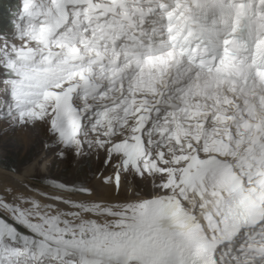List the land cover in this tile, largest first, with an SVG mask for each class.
I'll return each mask as SVG.
<instances>
[{
	"label": "snow or ice",
	"instance_id": "1",
	"mask_svg": "<svg viewBox=\"0 0 264 264\" xmlns=\"http://www.w3.org/2000/svg\"><path fill=\"white\" fill-rule=\"evenodd\" d=\"M254 2L253 20V0L248 4L242 0H227L226 4L224 0H157L156 8L140 13L142 18L158 16L150 22L149 35L135 16L128 14V0H117L112 11L100 6L98 0H9L8 19L0 22V124L7 119L16 133L43 122L55 143L45 141L20 155L15 135L0 136V152L15 150V154L0 159H19L20 167L35 176L37 185L22 184L28 192L90 212L92 205L101 206L103 198L76 200L59 195L79 192L92 197L94 189L53 176L46 171L51 167L46 157L52 153L62 158L81 143L85 131L99 129L110 139L106 145L96 141L107 148V167L96 177V187L119 192L123 178L131 171L136 180L143 181L144 193L124 203L148 212L131 224L98 225L90 231L83 224L73 229L66 220L64 227H59V213L50 217L40 214L35 211V199L0 196V264H264V182H258L264 163L249 165L243 174L236 175L239 164L233 167V161L240 156L238 150L233 157L219 155L206 151L201 137H194L191 150L185 145L170 157L163 151H149L135 164L121 159L120 165L113 167L112 159L120 155L114 150L116 145L131 143L136 135L125 117L117 115L128 103L127 94L124 99L114 97L108 106L99 102L90 105L85 100L87 95H98V100L107 97L108 89L103 85L95 88L85 77L88 68L110 54L115 59L107 67L100 65L99 71L113 72L119 66L129 77L143 66L145 57L172 60V83H165V88L172 92L171 99L179 101L186 82L198 71L197 61L205 62L208 46L229 24L225 9L235 10L222 41L225 51L240 42L238 33L244 19H249L250 38L254 23L264 27V0ZM117 7L124 11L116 12ZM197 10L201 20L205 12H215L216 17L206 26L195 19ZM217 20L219 29L214 27ZM153 36L161 37L158 43L153 42ZM243 44L247 48V42ZM84 56L88 59L81 61ZM241 59L249 81L257 73L264 75V62H257L250 50ZM158 103L163 104V99ZM180 106L179 102L169 104L165 117ZM152 119L148 135L160 128L155 116ZM232 123L235 125V119ZM143 140L142 136L141 143ZM248 155L255 158V146ZM225 167L235 176V187L223 184ZM11 170L20 168L13 165ZM40 185L54 188L57 194L42 190ZM3 191L11 193L12 189ZM25 203L31 207H23ZM33 214L39 220L32 219Z\"/></svg>",
	"mask_w": 264,
	"mask_h": 264
},
{
	"label": "bare ground",
	"instance_id": "2",
	"mask_svg": "<svg viewBox=\"0 0 264 264\" xmlns=\"http://www.w3.org/2000/svg\"><path fill=\"white\" fill-rule=\"evenodd\" d=\"M142 2L144 4H148L149 7L154 6V3H155L154 1L146 2L144 0H142ZM133 4L134 3L129 2L127 5L131 6ZM143 13H148V10H144ZM134 14L136 15L137 13L134 12ZM109 61H110L109 59H105V61H103L102 63H105L107 67ZM99 69L100 67L97 66L95 68L88 70V75L92 74L93 76H96L97 86H100L101 84L99 85V83L103 82L104 83L103 86L108 87V85H110L108 81L114 80L115 79L114 74L116 73L121 74L120 79H122L123 77H127V78L129 77L127 76L126 72L119 70V66H117L116 69H113V72H102V71H99ZM171 73H172V67L169 68L167 72L164 74H159L157 72L153 76H148L145 73H141V74L137 73L135 75L136 78H134L133 80L131 79L129 82H126L127 84H124V85H121L122 81H120V84L118 86V95L123 96L126 93L127 101H129L130 104H132L133 102L138 103L137 107L133 109V114L135 115V116L133 115L135 119L133 123L135 124L134 127L136 130V133L140 130V128L142 127V124H144L143 127L145 128V126L148 124V121L149 122L151 121V118L153 117L156 111V107L158 106L156 102H158L159 99H163L165 103L169 101L170 104H177L179 102L181 106L174 114L170 115L171 120L173 121L174 124H176L178 123V119H179V123L181 124L180 126L183 127V129L178 128L179 131L180 130L183 131L185 133L184 135H186V138L188 140L194 141V137H201V144L203 145V147H207L206 151L211 152L212 149L216 148L217 139L222 134L221 125H216L214 120L209 119L207 116L210 111L209 108L211 107V97H212L211 91H209L206 88L205 82H201L198 79H195L193 81L186 82L185 90L181 94V98L179 101H177L176 99H171L172 92L169 91L167 88H165V83L169 85L172 83L171 78H170ZM185 75H188V73H185ZM85 79L90 84L94 82L93 80H91L90 77L88 78L85 77ZM138 90H141V91L144 90L143 94L145 95V97L131 99V97H135L133 93ZM109 95L110 94H108L107 96ZM110 96H112L113 98L115 97L113 95H110ZM123 97H125V95ZM110 100H107V101H110ZM117 103H119V101H117ZM161 107H160V110H161ZM186 110L187 112L188 111L189 112L186 113ZM135 111H136V114L134 113ZM137 113H140V115L137 116ZM184 119L186 121L183 123ZM131 121H129V124H131ZM205 121L206 123H204ZM227 124L231 126L233 132L239 130L242 134H244V137L247 138V133L248 131H250V128L240 129L236 123L235 125H233L232 121L230 120L228 121ZM163 128L166 131V129L170 127L166 126V128L165 127ZM134 138L135 137L132 138L131 143L129 142L124 143V149H123L124 155L122 157H126V161L128 160L130 162H135L137 157L140 155L142 151L143 143L140 145L139 148L132 149V146L134 144ZM206 139L209 141L208 143L204 142ZM193 141L190 143V148H191ZM232 143H233L232 139H230L229 141H226L225 148L230 146ZM238 147L240 148L242 147V145H238ZM255 151H256L255 158L250 156L246 159L245 162L239 164V167L236 169V175L243 174L244 170L248 168L249 165H255L257 163H264V140H261L259 149ZM246 164H248L247 165L248 167L246 166ZM233 166L235 167L236 165H233ZM31 176L32 175H28L26 172L23 174H18L12 171L5 170L0 167V196H4L5 198L22 196L25 200L35 199L36 201H38V206L35 211H38L40 214L44 216H48V217L51 216L49 212H46L45 214H43L42 212L43 210H46L49 207V205L50 207H53V208L59 207V209H64L59 213L60 220H61L60 225L62 227H64L62 222L65 220L68 221L69 226L73 229L79 228L82 224L83 226L88 224V223H84L86 222L84 221V219H76L71 216L72 210L81 211L80 209L78 210L76 208L68 206L67 204L59 203L56 200L45 199L39 196L35 192H28L24 187H22V184L24 185V182ZM4 188H11L12 192L8 193L6 191H3ZM41 189L48 191L49 193H52L54 195L57 194L55 191H50L49 189H45L42 187ZM100 192L103 194V196L96 197V194H100ZM119 193L120 191L117 192L115 190H109L107 187L103 189H99L96 187L94 189V195L91 198L92 199L103 198L101 201V207L103 208L102 212L104 213V217L103 219L99 221H95V218H94V221H91L92 222L91 224H95L96 226L98 225L99 226H116V225H121V224H131L137 219V217L144 215L146 212H148L147 209L141 210L138 207H133L132 205L125 204L124 202L120 203L122 202L120 200V195H122L123 193H120V194ZM59 195H63L66 199L88 200L87 199L88 197H83L75 193L72 195L68 193L67 194L59 193ZM22 206L27 207V208L31 207V205L28 203H25ZM92 207H96V206L92 205ZM53 208L49 209V211L51 213L57 214L58 211ZM125 209H127V211H125ZM105 213H114V215L105 214ZM32 219L39 220V217L33 214ZM87 221H90V220H87ZM76 222H79L81 225L80 226L76 225L77 224ZM92 229L93 228H90V231Z\"/></svg>",
	"mask_w": 264,
	"mask_h": 264
},
{
	"label": "rangeland",
	"instance_id": "3",
	"mask_svg": "<svg viewBox=\"0 0 264 264\" xmlns=\"http://www.w3.org/2000/svg\"><path fill=\"white\" fill-rule=\"evenodd\" d=\"M110 60V59H109ZM92 68H88L87 71ZM90 77L91 80L94 82L91 85L97 86V78L96 76H93L92 74L87 75V78ZM131 78V77H130ZM128 78L124 80L126 82H129L131 79L133 80L135 77H132L131 79ZM102 81V80H100ZM90 84V83H89ZM103 85V82H100L99 85ZM127 84V83H126ZM99 86V88L101 87ZM106 89L109 90L107 86H104ZM111 92V93H110ZM108 91V94L113 95L115 97H121V99H124L125 97L118 95V87L116 86L114 90ZM116 92V93H115ZM132 92V91H131ZM114 93V94H112ZM144 90H138L133 93L135 97L133 98H143L145 95L143 94ZM107 96L103 100H98V95H87L85 96V100L90 105H95L98 102L103 104L104 106H108L109 102L112 99V96ZM110 100V101H107ZM77 102H79V97L77 98ZM128 105L125 106L124 109H122L120 112L117 113V115H121L125 117V123L129 124V121H131L132 126L134 127L135 124L133 121L135 120L133 117V109H135L138 105V103L133 102L130 104L128 101ZM158 106L156 107V111L154 113L156 120L160 123V128L152 131L150 135H148L149 132V126L153 124V117L151 118V121H148V124L144 128V137L145 140L143 142L142 151L140 155L137 157L135 162H130L127 160L128 164H135L137 160H141L144 155H147L149 151L157 152V151H163L165 154V157H170L174 152H179L181 147L187 145L188 149L190 148V143L193 140H188L186 138V135L183 131H179L178 128H182L179 123L174 124L173 121L170 118V115L165 117L164 113L167 111H170L168 105L170 104L169 101L163 104H160L156 102ZM163 106V107H161ZM161 107V110H160ZM96 111V108H92V112L94 113ZM158 112V113H157ZM136 114V111L134 112ZM153 115V116H154ZM135 116V115H134ZM150 117V115H149ZM148 120V119H147ZM186 120H183V123ZM166 126H169L170 128H167L166 131L163 127L166 128ZM135 128V127H134ZM15 135L16 139V148L19 149V154L22 155L26 150L32 148L36 149L40 144L47 141L50 144H54V139L45 131V127L43 122H37L34 125H31L27 130H22L19 132H14V130L11 129L9 125V121L5 119L3 124H0V136L12 137ZM157 135V136H156ZM200 135V134H199ZM97 139H100L103 141V143L106 145L110 137H104L99 129H97L96 132H92L90 130L85 131L83 135L80 137L81 143L78 145H73L69 150H67L63 157L58 159L54 154L49 153L46 157L47 160L51 161V167L46 169V171L50 172L53 176H58L62 180L67 181L69 183L77 182V183H84L87 187L96 188V177L99 176L100 172H103L107 165L105 164V160L107 159L106 156H104V153L107 151L106 147H102L100 144H98L96 141ZM132 140V139H131ZM88 141H91L90 143ZM204 142L208 143L209 141L206 139ZM126 143V142H124ZM124 143H121L119 145H116L115 151L120 153L119 156H117L115 159H112L111 165L113 167H118L120 165L121 159L126 160V157H122L124 155L123 149H124ZM207 147H204L205 150ZM15 154V150H13L12 153L8 151L0 152V157L3 156H10ZM41 157H43V153H41ZM103 157V159H102ZM180 158V157H177ZM1 160V159H0ZM10 161L15 165L16 167L20 168L19 171H12L11 169L1 167L5 170L12 171L14 173L23 174L25 173L24 168L20 167L19 159H10ZM99 169V171H97ZM40 171H45V169H40ZM123 171V169H121ZM77 177H79V180L77 181ZM37 185L38 181L35 178V176H31L28 178L24 185ZM40 187L49 189L50 191H55L54 188H50L44 185H40ZM26 189V188H25ZM68 193L70 195L72 194H78L79 192H63ZM120 193H123L120 195V200L123 203L125 201H135L140 196H143L144 193V187H143V181L136 180L133 176L131 171L128 172V174L123 178L122 187L120 190ZM119 193V194H120ZM103 194L100 192V194H96V197H102ZM87 199H92L91 197H88ZM53 207H48L46 210H43V214L46 212H49L50 215H55L54 213H51L49 209ZM53 209H56L58 213H60L64 209H59V207H55ZM81 211H71V216L76 219H84V221L90 220V221H99L103 219L104 213L102 212L103 208L101 206L99 207H90V212L94 213L90 214L89 210L86 209H80ZM84 210V211H83ZM76 213V214H75ZM80 213V214H79ZM85 214V215H84ZM76 225H81L79 222H76ZM47 227V225H45ZM59 227H62L59 225ZM85 228H96L97 226L95 224H87L84 226Z\"/></svg>",
	"mask_w": 264,
	"mask_h": 264
},
{
	"label": "trees",
	"instance_id": "4",
	"mask_svg": "<svg viewBox=\"0 0 264 264\" xmlns=\"http://www.w3.org/2000/svg\"><path fill=\"white\" fill-rule=\"evenodd\" d=\"M9 8V0H0V22L6 21L8 19ZM0 166L8 169H12L13 163L10 159L0 160Z\"/></svg>",
	"mask_w": 264,
	"mask_h": 264
}]
</instances>
